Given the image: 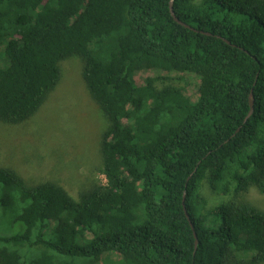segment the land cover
I'll list each match as a JSON object with an SVG mask.
<instances>
[{"label":"trees","instance_id":"obj_1","mask_svg":"<svg viewBox=\"0 0 264 264\" xmlns=\"http://www.w3.org/2000/svg\"><path fill=\"white\" fill-rule=\"evenodd\" d=\"M73 56L108 120L103 179L74 198L0 167V220L19 227L0 264H263L246 195L264 194V0H0V121L36 114ZM149 71L194 74L195 97L137 84Z\"/></svg>","mask_w":264,"mask_h":264},{"label":"rangeland","instance_id":"obj_2","mask_svg":"<svg viewBox=\"0 0 264 264\" xmlns=\"http://www.w3.org/2000/svg\"><path fill=\"white\" fill-rule=\"evenodd\" d=\"M60 69L58 84L36 114L17 124L0 121V167L13 169L30 186L47 181L63 185L76 198L103 179L100 137L108 120L85 84L84 62L69 57L60 62ZM149 75L160 76L154 82L157 87L180 85L186 96L195 97L196 76L192 73L179 80L176 73L142 72L136 74V83H143ZM202 193L212 203L232 199V194L215 195L206 184ZM246 197L264 210V194L256 188H250ZM3 218L1 233L19 230L9 227ZM104 259V264H117L116 254H105Z\"/></svg>","mask_w":264,"mask_h":264},{"label":"water","instance_id":"obj_3","mask_svg":"<svg viewBox=\"0 0 264 264\" xmlns=\"http://www.w3.org/2000/svg\"><path fill=\"white\" fill-rule=\"evenodd\" d=\"M170 11H171V15L173 16V18H174L175 21L181 23L182 25H184V26H186V27H189L188 24H186L185 22L181 21V20L175 15L174 10H173L172 1H171V3H170ZM206 34H209V33H206ZM252 111H253V100H252V98H251V100H250V111H249V113H248L246 119L249 117V115L252 113ZM246 119H245V120H246ZM184 210H185V213H186L187 218L189 219V214H188V212H187L185 206H184ZM190 224H191V227H192V229H193L194 226H193V224L191 223V221H190ZM194 237H195V247H196V246H197V243H198V240H197V235H196L195 232H194Z\"/></svg>","mask_w":264,"mask_h":264}]
</instances>
